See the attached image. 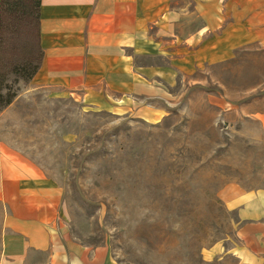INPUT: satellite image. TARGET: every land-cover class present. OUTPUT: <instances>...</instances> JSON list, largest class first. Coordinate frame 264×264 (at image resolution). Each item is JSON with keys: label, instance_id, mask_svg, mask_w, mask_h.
<instances>
[{"label": "rangeland", "instance_id": "rangeland-1", "mask_svg": "<svg viewBox=\"0 0 264 264\" xmlns=\"http://www.w3.org/2000/svg\"><path fill=\"white\" fill-rule=\"evenodd\" d=\"M140 24L128 92L84 101L20 81L0 142L112 264H245L219 192L264 193V0H141Z\"/></svg>", "mask_w": 264, "mask_h": 264}, {"label": "crops", "instance_id": "crops-1", "mask_svg": "<svg viewBox=\"0 0 264 264\" xmlns=\"http://www.w3.org/2000/svg\"><path fill=\"white\" fill-rule=\"evenodd\" d=\"M140 13L141 0H41L44 58L30 84L64 83L84 101H107L104 94L118 99L128 92L131 57L125 51L140 41ZM235 47L233 41L227 48ZM198 53L214 58L205 44ZM219 196L237 213L242 261L264 264V193L231 184ZM0 218V264H112L105 246L87 245L71 233L44 174L1 142Z\"/></svg>", "mask_w": 264, "mask_h": 264}, {"label": "trees", "instance_id": "trees-1", "mask_svg": "<svg viewBox=\"0 0 264 264\" xmlns=\"http://www.w3.org/2000/svg\"><path fill=\"white\" fill-rule=\"evenodd\" d=\"M41 0H0V112L12 104L20 81H31L44 53Z\"/></svg>", "mask_w": 264, "mask_h": 264}]
</instances>
